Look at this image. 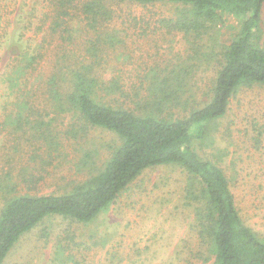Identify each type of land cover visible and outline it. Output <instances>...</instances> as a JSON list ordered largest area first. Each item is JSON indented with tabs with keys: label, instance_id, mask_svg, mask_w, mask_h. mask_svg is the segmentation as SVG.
<instances>
[{
	"label": "rangeland",
	"instance_id": "374dc122",
	"mask_svg": "<svg viewBox=\"0 0 264 264\" xmlns=\"http://www.w3.org/2000/svg\"><path fill=\"white\" fill-rule=\"evenodd\" d=\"M105 2L109 16L96 22L79 7L71 17L59 16L53 0H0V210L12 186L13 195L71 190L121 143L97 127L66 135L81 122L50 97L53 76L63 88L72 72L99 60L95 72L105 85L98 86V99L139 112L154 73L164 77L186 66L187 110L200 107L209 99L220 42L229 41L240 23L226 17L197 53L183 32L160 24L176 15L177 4ZM257 34L264 47V8ZM33 56L21 81L23 97L7 77L21 58L26 63ZM114 80L121 90L111 93L107 86ZM21 111L25 117L18 119ZM57 133L59 146H50L45 137ZM197 148L224 169L242 217L264 239V86H240ZM187 178L176 165L147 168L89 223L47 217L20 237L3 264H212L200 245L195 206L186 198Z\"/></svg>",
	"mask_w": 264,
	"mask_h": 264
},
{
	"label": "trees",
	"instance_id": "16d2710c",
	"mask_svg": "<svg viewBox=\"0 0 264 264\" xmlns=\"http://www.w3.org/2000/svg\"><path fill=\"white\" fill-rule=\"evenodd\" d=\"M112 1L177 4L176 15L161 18L160 24L168 31L183 32L197 53L205 37L220 33L226 17L233 16L240 23L229 41L220 42L219 65L209 99L200 107L187 110L184 96L190 70L186 66L164 77L154 73L139 112L98 99V86L105 85L95 72L99 60L72 72L68 86L63 88L52 77L47 88L50 97L61 110L74 113L82 123L72 124L64 131L66 135L76 138L89 127H97L115 133L121 143L99 171L64 193L13 195L12 186L0 210V264L20 237L47 217L59 215L89 223L107 211L144 170L159 165H176L186 170V198L195 206L200 245L209 253L212 264H264V239L242 217L224 169L197 148L211 123L227 113L230 98L240 86H264V47L257 41L264 0ZM53 4L59 16L71 17L72 9L77 7L96 22L109 16L105 0H53ZM35 60L33 56L23 63L21 58L8 74L10 87L19 86L21 95V81L27 79V70ZM107 89L111 93L120 91V82L112 81ZM18 115V119L25 117L23 111ZM13 118L10 115L11 125ZM45 139L50 146L52 142L59 146L58 133Z\"/></svg>",
	"mask_w": 264,
	"mask_h": 264
}]
</instances>
